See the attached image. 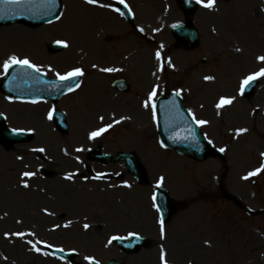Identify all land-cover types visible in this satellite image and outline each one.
I'll return each instance as SVG.
<instances>
[{
  "label": "rangeland",
  "instance_id": "rangeland-1",
  "mask_svg": "<svg viewBox=\"0 0 264 264\" xmlns=\"http://www.w3.org/2000/svg\"><path fill=\"white\" fill-rule=\"evenodd\" d=\"M115 1L61 0L59 16L48 24L0 25V76L13 55L28 59L49 76L81 69V84L60 102L70 126L62 145L82 159L84 152L98 146L110 153L134 151L145 164L146 183L117 176L99 187L49 185L51 196H62L58 208L42 203L32 193L34 188L15 193L14 175L24 165L29 171L55 166L58 160L51 152L57 153L63 137L43 119L47 105L8 103L0 95V113L8 124L33 131L30 143L13 145L9 151L0 148V264H66L49 256L39 242L74 249L78 260L90 257L100 264L111 259L121 264H162V249L164 264H264V213L246 212L264 210V170L243 179L264 165V77L258 78L250 99L240 93L241 81L264 69L258 60L264 57V0H215L211 10L199 5L195 15L205 19L198 24L200 43L191 51L176 47L170 31L182 20L175 0H124L133 27L115 10ZM252 11L261 19L254 21ZM14 27L31 33L15 32ZM109 38L113 45L103 49ZM58 41L68 46L60 54H48L45 45ZM106 68L115 71H103ZM115 73L125 75L129 94L114 96L109 83ZM152 89L181 94L194 115L206 121L200 126L213 147L224 149L223 161L209 157L196 162L159 144L152 107L142 109L137 102ZM221 98L232 103L218 109ZM208 104L212 119L207 116ZM101 128L108 130L89 139ZM40 146L51 157L50 166L29 154ZM16 156L24 157L21 164L14 162ZM76 168L67 158L66 169ZM161 177L177 206L164 223V239L152 202ZM132 232L148 237V247L126 254L112 245L113 235L127 237Z\"/></svg>",
  "mask_w": 264,
  "mask_h": 264
},
{
  "label": "water",
  "instance_id": "water-1",
  "mask_svg": "<svg viewBox=\"0 0 264 264\" xmlns=\"http://www.w3.org/2000/svg\"><path fill=\"white\" fill-rule=\"evenodd\" d=\"M177 2L184 12L189 13L193 10L192 1L177 0ZM119 9L129 18V14L122 6H119ZM59 11V0H55L54 5L47 3L46 0H31L30 3H24L21 5H7L0 1V24H10L20 21L26 25L35 26L55 19ZM173 32L178 39L188 40L187 47H191L197 42V33L190 24L177 25L173 28ZM61 49L62 46L60 45L49 47V51L53 53L58 52ZM10 72L12 73L11 76H9ZM77 81L78 77L74 80L63 82L52 81L33 70L31 71L27 68L14 66L9 69L7 77L0 82V90L6 91L8 88L9 91L12 92V95L20 98H47L54 101L66 91V88H69L70 85H75ZM253 86L254 83L249 87L250 90H246V94L250 93ZM114 87L120 92L128 91V86L124 84L123 80L116 81ZM172 96L175 95L171 94L163 99H159L155 107L158 134L162 144L169 149L176 150L180 154L187 155L195 160L205 159L211 153L210 146L195 123L190 120L180 99L176 96L175 99H173ZM54 119L62 131L67 130L64 116L61 112L56 111ZM3 129L2 132L5 133V135H10L12 139L21 136L18 132H12L6 127ZM102 157L109 159L108 156ZM122 158L128 160L129 156L119 155L116 160ZM131 160L134 163L132 158ZM156 205L160 209L159 212L164 220H167L176 210L174 203L170 200L164 189L158 190ZM250 214H255V212H250ZM130 243L131 246H145V240L136 236H133ZM116 244L119 246L124 245L121 240H116ZM110 264L116 263L111 262Z\"/></svg>",
  "mask_w": 264,
  "mask_h": 264
},
{
  "label": "snow or ice",
  "instance_id": "snow-or-ice-1",
  "mask_svg": "<svg viewBox=\"0 0 264 264\" xmlns=\"http://www.w3.org/2000/svg\"><path fill=\"white\" fill-rule=\"evenodd\" d=\"M3 2L5 4H10V5H21V4H24V3H30L31 0H3ZM47 3L49 4H52L54 5L55 4V0H46ZM96 2V0H85V3H88V4H94ZM118 3H123L124 0H117ZM196 3L197 4H200L202 7L206 8V9H209L211 10L213 7H214V4H215V0H196ZM125 7H127V5H125ZM58 43H61L63 47H67L68 45L66 43H63V42H60L58 41ZM156 58L157 60L160 59V53L157 52L156 54ZM258 60L264 62V57H259ZM13 66H19L21 68H29V69H32L33 71L35 72H39V68L36 67L33 63H31L28 59H19L17 58L15 55L9 57L8 60H6L3 64V71L5 73L8 72V70L10 68H12ZM103 71H106V72H112V71H115V69H112V68H106V69H103ZM84 73L81 69L79 68H76L74 69L73 71L71 72H68L67 74L65 75H59L57 76V78L60 80V81H69V80H74L76 79L77 77H80V76H83ZM260 77H264V69H261L259 72L253 74V75H249L247 76L244 80L241 81L240 83V93L243 94L244 90L250 86L255 80H257L258 78ZM205 79H211V77H206ZM70 87H72L70 85ZM156 95V92L155 90H153V92H151L149 94V98H148V101L145 102L144 104V107L147 108L149 107L153 97ZM177 95H179V93H177ZM232 103V100L231 99H225V98H221L219 103L216 105V107L219 109L225 105H230ZM49 119H52V114L49 113V116H48ZM197 125L200 126V125H204L206 123V121H203V120H200V121H196ZM108 129L107 128H101L99 129L98 131H94L92 133H90L89 135V139H95L97 138L98 136H100L102 133L106 132ZM243 131H246V130H243ZM209 143H211V141H209ZM34 151H37V152H43L44 149L43 148H37V149H34ZM77 151H81V149H77ZM220 151H224V149H220ZM264 170V165L261 166L260 169H257L255 171H252V172H249L247 176L243 177V179H248L249 177H254L256 176L260 171ZM25 176L27 177H30L32 174L31 173H24ZM70 177H65V179H69ZM100 177H97V179H99ZM163 182V177L160 178V182L157 184V187H160L161 184ZM24 187H28L27 184H24L23 185ZM127 186V185H126ZM155 196L153 197V202H154V206H155ZM156 210L159 212L160 209L159 208H156ZM159 224H160V235H161V239H164V236H165V226H164V222L163 220H159L158 221ZM88 225H85V228H87ZM19 235H23V234H19ZM113 239H116L115 237H113ZM33 250H36L38 251V249H36L35 245H33ZM164 261H165V256H164V251L163 249L161 250V262L162 264H164ZM89 264H95L94 261L92 260H89Z\"/></svg>",
  "mask_w": 264,
  "mask_h": 264
},
{
  "label": "flooded vegetation",
  "instance_id": "flooded-vegetation-1",
  "mask_svg": "<svg viewBox=\"0 0 264 264\" xmlns=\"http://www.w3.org/2000/svg\"><path fill=\"white\" fill-rule=\"evenodd\" d=\"M56 155L58 156V163L56 164V167L59 168V173L56 172V170H53L56 168L48 169L49 171L45 170V169H41L40 170V176L34 182V185L38 189L39 199L42 203L49 202L48 197L50 196V194L48 193V191H50L49 185H51V182L57 183L58 186H61V183L63 181L61 176L66 171L67 159H66L64 150L59 149V151H58V153H56ZM61 198H62L61 195H59V194L56 195V197L53 199V202L51 203V201H50V204L57 206L59 204Z\"/></svg>",
  "mask_w": 264,
  "mask_h": 264
},
{
  "label": "bare ground",
  "instance_id": "bare-ground-1",
  "mask_svg": "<svg viewBox=\"0 0 264 264\" xmlns=\"http://www.w3.org/2000/svg\"><path fill=\"white\" fill-rule=\"evenodd\" d=\"M222 1H224V0H222ZM215 2H216V1H215ZM85 22H86L87 25L90 24V20H89V19H87ZM20 30H21V31H20ZM14 31H15V32H22V33L25 32L24 29H20V28H17V27H14ZM25 33L30 34L31 31H29V32L26 31ZM112 42H113V40H111V38H109V39L107 40V42L104 43L101 47H102L103 49H106V46L110 47V46L112 45ZM96 50H97V48H96ZM98 50H100V48H99Z\"/></svg>",
  "mask_w": 264,
  "mask_h": 264
}]
</instances>
